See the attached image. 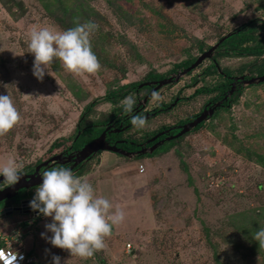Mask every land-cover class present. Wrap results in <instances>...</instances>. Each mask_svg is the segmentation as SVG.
I'll return each instance as SVG.
<instances>
[{"label":"rangeland","instance_id":"1","mask_svg":"<svg viewBox=\"0 0 264 264\" xmlns=\"http://www.w3.org/2000/svg\"><path fill=\"white\" fill-rule=\"evenodd\" d=\"M77 21L98 25L90 39L101 70L74 77L55 61L51 75L46 71L37 80L27 47L33 26L61 31ZM249 21L250 30L235 47L215 48L183 74L175 67L195 60ZM263 25L264 0H0V95L9 94L22 117L0 137V166L14 158L29 170L99 133H80L86 126L96 129L114 119L117 126L123 124L117 116L129 95L136 101L132 115L145 116L148 127L140 133L124 130L120 136L127 141L141 142L191 117L218 94L211 89L225 83L224 73L247 79L264 75ZM238 48H258L259 53L228 52ZM212 65L217 72H211ZM157 75L175 76L151 93L143 86L126 89ZM200 87L210 92L192 96ZM109 91L119 97L93 103ZM154 91L162 97L159 103L151 99ZM224 94L226 107L162 150L158 147L168 141L153 153L129 159L130 164L126 157L102 151L81 164L75 175L87 177L96 195L125 212L124 221L105 239V249L85 260L53 247L44 238L52 236L45 227L52 223L50 217L35 221L37 234H44L40 244L61 264H264V250L253 240L264 227V81L240 84ZM161 105H168L167 110L147 116ZM8 235L0 232V238L12 237ZM53 257L45 259L53 264Z\"/></svg>","mask_w":264,"mask_h":264},{"label":"clouds","instance_id":"2","mask_svg":"<svg viewBox=\"0 0 264 264\" xmlns=\"http://www.w3.org/2000/svg\"><path fill=\"white\" fill-rule=\"evenodd\" d=\"M97 30L98 25L92 21H77L74 27L61 31L46 26H33L27 47L28 52L34 55L35 78L42 81L46 71L51 75L49 69L55 61H59L60 67L74 77L87 78L98 73L102 66L92 50L90 39ZM151 82L158 81H149ZM151 86L149 92L154 87ZM151 99L159 103L162 97L154 91ZM135 103V98L129 95L120 102V106L123 114L130 116L132 131L140 133L146 130L148 121L143 115H132ZM21 118L12 97L9 94L0 95V137L6 136ZM22 169V164L14 158H9L0 166V176L4 177V184H17L22 178ZM41 177L42 183L37 186L29 206L32 212L38 211L40 216L52 218V223L45 226L47 231L52 233L49 243L53 247L67 250L72 258L85 260L105 249V239L110 237L113 228L125 219L122 208L119 205L114 206L108 198L96 195L88 178L76 176L69 168L52 167L43 171ZM3 239L12 240V237L0 238V241ZM253 240L258 243L260 250H264V227L253 234ZM18 256L14 251L0 248V264H18ZM19 258L23 259L22 256ZM53 264H61L60 257L54 256ZM65 264H68V261Z\"/></svg>","mask_w":264,"mask_h":264},{"label":"flooded vegetation","instance_id":"3","mask_svg":"<svg viewBox=\"0 0 264 264\" xmlns=\"http://www.w3.org/2000/svg\"><path fill=\"white\" fill-rule=\"evenodd\" d=\"M222 77H223V79L227 80L226 85L228 86V89H227L228 93L230 91L231 92L234 91L235 87H237V85L242 84L240 81L234 80L235 78H238L240 76L234 77V76H231L230 74L225 73L222 75ZM247 78L248 77H243V79H247ZM151 87L152 86H148L146 88L149 90ZM227 91H225V92L227 93ZM223 96H227V95L223 94L221 98L215 100L214 102H211V99L209 101H206L198 113L192 115L189 118H186L183 121H180L179 123H177L175 125H172V126H169V127L163 128V129L160 128L158 131L151 134L149 137L142 140L141 142L127 141L126 139L121 138L120 133H123L124 130H129V129L124 128L127 125L123 126L122 124H120V125L118 124V126H115V122L117 120L114 119L112 121V123L110 124L109 129L105 131L104 142H106L108 145H111V146L113 145V146H115L116 149H118V152H111L112 154L119 155L121 157H126L129 159H131V158L134 159V157L140 155V152H139L140 149H148L150 146H152L153 144L163 140L164 138H166L170 135L177 134L184 124L191 122L195 117H197L202 112V110L210 108L211 106L214 105L215 102L222 101L221 104L219 105V107L214 109L213 114H214V112H216V110L221 109L223 107H226L227 103H228L227 97L224 99ZM168 105H171V103ZM156 110H159L158 107L149 111V114H147V116L153 117L154 116L153 112ZM135 111H137V109L134 108L133 112H135ZM166 130H167L166 133L158 136L153 141H149V140H151V138H153L154 135H156L160 132L166 131ZM112 131H114V132H112ZM100 133H101V131L98 133V135H96L91 140L87 141L86 143H88V142L92 141L93 139H95L96 137H98L100 135ZM115 133H117L115 138L112 140H109L108 135L115 134ZM170 141H172V140H170ZM86 143H84V144H86ZM127 146H129L130 148H128ZM124 147H126L127 149H125ZM68 148H70V147H68ZM80 148L75 149V150L63 151L61 153V157L59 159H57L58 163L57 162H46L49 159V158H47L44 161L33 164L29 170H23L22 169V176H24V177L30 176L31 174H33L35 172V176H38L37 179H42V177H41L42 172L50 169L52 167V165H56V167L63 166V167L69 168L75 174L78 171V169L81 167L82 163L77 164L76 166L72 167V160L73 159H70L68 162H65V161H66L69 154H71L70 157H72L75 152H78V150H80ZM119 152H121L122 154ZM125 154H127V155H125ZM91 157H92V155L89 156L86 160L90 159ZM45 162H46V164H44ZM30 181H34V179L32 178ZM21 182L24 183V180H21ZM40 184L33 185L31 187L18 188L16 191L15 190L13 191L14 192L13 196H11L7 199L0 200V219H4V220L8 221L9 224H13V225H16V224L22 225V223H23L24 227L35 225L37 223V222H35L36 219L40 218L41 216H40V213L38 211L32 212V209H30L29 205L35 196V190H36L37 186H39ZM9 187L10 186H8L7 184H4V180L0 181V192H2L3 190H5L6 188H9ZM0 196H1V194H0ZM15 209H18V210H15ZM16 217H23L25 219L21 220V221H17V222H15V221L11 222V220L15 219Z\"/></svg>","mask_w":264,"mask_h":264},{"label":"water","instance_id":"4","mask_svg":"<svg viewBox=\"0 0 264 264\" xmlns=\"http://www.w3.org/2000/svg\"><path fill=\"white\" fill-rule=\"evenodd\" d=\"M230 34V33H229ZM229 34H227L226 36L222 37H228ZM220 39V41L222 40ZM217 45H214L212 47H210L207 51L203 52L198 58H196L194 60V62L192 64L189 65V67H187L186 69L182 70L180 73L183 74L184 72L189 71L190 69L195 68L198 64H200L204 59H207L211 56V52L216 48ZM178 73V74H180ZM175 76V75H174ZM172 76V77H174ZM172 77L160 80L158 82H146L143 84H139L137 87L140 88L142 86H149L150 84L153 85L154 87L151 89V92L153 90H157L158 88L162 87L163 85H166L171 79ZM234 80L240 81L242 84L248 85V84H253V83H261L264 81V75L259 76V77H252L249 79H243L242 77H238L235 78ZM150 92V93H151ZM231 93V91L229 92ZM226 98V96L224 97V99ZM222 101L216 102L214 103L213 106H211L208 109H204L197 117H195L191 122L184 124L181 129L179 130V132L173 136L170 137H166L163 140L153 144L152 146H150L148 149H140V154H143L145 152H152L158 145L162 144L164 141H168V140H172L174 138H177L187 132H189L191 129H193L197 124H199L200 122L204 121L205 119H207L208 117H210L214 111L215 108L219 107V105L221 104ZM106 129H108V127H106ZM114 132V131H112ZM166 131L160 132L156 135L153 136V138H151V140L149 141H153L155 138H157L158 136L166 133ZM104 135L105 132H101L100 135L98 137H96L95 139H93L92 141L86 143L85 145L82 146V148L80 150H78V152L75 154V157H72V167H74L75 165L79 164L80 162H84L89 156L93 155L94 153L98 152V151H108V152H118V149L115 148V146H111L108 145L106 142H104ZM121 153V152H119ZM122 154V153H121ZM127 155V154H125ZM59 156H53L51 158H49L46 162H58L57 159H59ZM70 159V157H68L66 159L65 162H68ZM46 162L44 164H46ZM34 179V181H30L31 179ZM38 176H35V172L33 174H31L30 176H22V178L19 180V182L13 186H10L9 188H6L5 190H3L2 192H0L1 196H0V200L3 199H7L11 196H13V191L17 190L18 188H22V187H31L33 185H37L42 183V179H37ZM27 179V180H26ZM4 180L3 176H0V181ZM21 180H24V183L21 182ZM26 180V181H25ZM18 210V209H15Z\"/></svg>","mask_w":264,"mask_h":264},{"label":"trees","instance_id":"5","mask_svg":"<svg viewBox=\"0 0 264 264\" xmlns=\"http://www.w3.org/2000/svg\"><path fill=\"white\" fill-rule=\"evenodd\" d=\"M252 23V21H249V22H247V23H245V24H242V25H240V26H238L236 29H234L230 34H229V36L228 37H225V38H221L222 40L220 41L219 40V42L217 43L218 45H217V49L219 50V51H221V49L220 48H223L224 46H226V47H231V46H236V45H234V43H236V42H240L241 41V39H243L244 38V35L245 34H247L248 32H245V31H248V30H250V28L249 27H251L250 26V24ZM264 26V25H263ZM248 28V29H247ZM233 47V48H234ZM223 50V49H222ZM214 51H217V50H214ZM228 52H230V53H232V54H234V55H236V56H242L241 55V52H245V54H248V55H252V54H258L259 53V50H258V48H255V49H253V50H250L249 48H238L237 50H235V49H229L228 50ZM223 52H221V54H222ZM227 53H223V55H226ZM194 60H187V61H183V62H180V63H178V64H176L175 65V67H179V68H181V71L182 70H184L187 66H189L192 62H193ZM211 68H212V70H211V72H217V68L214 66V65H212L211 66ZM225 74V73H224ZM226 74H229V73H226ZM163 76H161V75H157V76H155V77H152V78H148V80L146 81V82H149V81H155L156 79H159V80H162V79H164V78H162ZM166 78V77H165ZM224 84H218L214 89H211V90H217L218 91V94L215 96V97H213L212 99H211V102H214L215 100H217V99H219V98H221L222 97V95L224 94V92L228 89V86L226 85V82H227V80H225L224 79ZM151 86V85H150ZM129 88L130 89H133V90H137V85H135V84H128V85H126V89H127V91H129ZM144 88H146V87H144ZM147 89V88H146ZM148 90V89H147ZM208 92H210V90H208V89H206V88H202V87H200V88H197V89H195L194 91H193V94H192V96H195V95H199V94H204V93H208ZM119 96L117 95V92L116 91H109V92H106V94L103 96V97H101V98H99V99H95L94 101H93V103H96V101L98 100V101H105V102H107V101H109V100H113V99H116V98H118ZM225 96H223V98H224ZM209 101V100H208ZM228 102V101H227ZM91 105H92V103H90V104H88V105H86L85 106V108H84V110H83V112L81 113V116H83V114L87 111V110H89L90 109V107H91ZM167 108H168V105H161V106H159L158 107V109L159 110H156V111H154L153 112V115H157L159 112H163V111H165V110H167ZM133 113H135V112H133ZM132 113V114H133ZM80 117V116H79ZM117 117H119L120 119H122V121L124 122L122 125L124 126V125H127V126H125L124 128H127V129H131L132 128V126H131V123H130V116L129 115H125V114H123V111H121L120 112V115H118ZM188 120V119H187ZM79 122H80V119H78V121H77V123H76V127H75V129L77 128V125H79ZM116 122H118V121H116ZM204 121H202V122H200L199 124H197L191 131H194V130H196V129H198L199 128V126H201V124L203 123ZM112 123V122H111ZM111 123H106V124H102L101 126H99V127H97L96 129H95V127L96 126H94L93 124L92 125H89V126H86V127H84L83 129H81L80 130V133H85V132H87V130L89 131L90 129L91 130H97V131H101V132H105L106 130H108L109 129V127H110V124ZM115 126H117L116 124H115ZM106 127H108V129H106ZM78 132H79V130H77ZM98 135V134H97ZM112 135V134H111ZM111 135H108L109 137L111 136ZM96 136V135H95ZM94 136V137H95ZM171 141H168V143H165L164 145H161L160 147H158V150H162V149H164L165 148V146H168V145H170L171 143H170ZM81 144V143H80ZM80 144H77L74 148L76 149V148H79V146H81ZM83 145V144H82ZM141 156H144V155H138V156H136V157H141Z\"/></svg>","mask_w":264,"mask_h":264},{"label":"crops","instance_id":"6","mask_svg":"<svg viewBox=\"0 0 264 264\" xmlns=\"http://www.w3.org/2000/svg\"><path fill=\"white\" fill-rule=\"evenodd\" d=\"M102 152H106V151H102ZM106 153L109 154V152ZM130 160H132V158ZM128 163L130 164L129 158H128ZM137 167L136 170L138 173H140V169H137ZM43 217L44 216L42 215L40 219H42ZM24 219L25 218L22 217L21 219H19V221ZM11 222L14 221L11 220ZM5 223H9V222L4 219H0V232H2L3 234L5 233V235L6 233H9L8 236L12 235V240H15V244H14L15 248L22 250L25 253L27 259L30 260V262L24 264H50L48 260L45 259V256L48 255L49 257L50 256L53 257V254L47 248H45L44 245L40 244L41 241L40 242L38 241L39 237L41 238L44 237V234L43 233L37 234V229H36L37 223L34 225V228H32L31 226L30 228H26L21 225L23 227V230H21V228L20 229L17 228L16 227L17 225L15 226L13 224H9V226H6ZM43 224H47V223H43ZM7 227L9 228L8 230ZM44 238H46V240H49V237H44Z\"/></svg>","mask_w":264,"mask_h":264},{"label":"built area","instance_id":"7","mask_svg":"<svg viewBox=\"0 0 264 264\" xmlns=\"http://www.w3.org/2000/svg\"><path fill=\"white\" fill-rule=\"evenodd\" d=\"M15 240H9V239H3L2 240V246L0 248H4L6 250H11L19 254L18 256V264H23L24 262L30 261L26 258L25 253L22 250L16 249L15 246ZM22 256L23 259H20L19 257Z\"/></svg>","mask_w":264,"mask_h":264}]
</instances>
